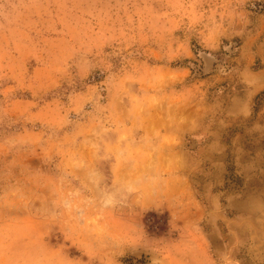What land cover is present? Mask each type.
Listing matches in <instances>:
<instances>
[{"label": "rangeland", "instance_id": "374dc122", "mask_svg": "<svg viewBox=\"0 0 264 264\" xmlns=\"http://www.w3.org/2000/svg\"><path fill=\"white\" fill-rule=\"evenodd\" d=\"M0 264H264V0H0Z\"/></svg>", "mask_w": 264, "mask_h": 264}]
</instances>
